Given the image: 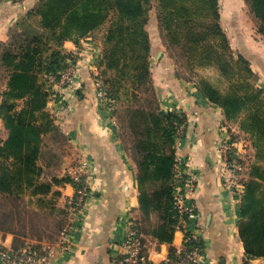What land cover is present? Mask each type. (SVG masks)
Listing matches in <instances>:
<instances>
[{"label":"trees","instance_id":"1","mask_svg":"<svg viewBox=\"0 0 264 264\" xmlns=\"http://www.w3.org/2000/svg\"><path fill=\"white\" fill-rule=\"evenodd\" d=\"M246 2L264 32V0ZM153 8L168 47L175 49L173 56L181 65L192 73L199 67L215 65L230 81L224 90L209 77H202L200 89L223 108L226 118L237 121L243 115L241 127L256 136L258 147L264 149V90L257 86L258 76L248 58L235 55L232 49L221 23L220 0H39L18 20L9 40L0 42V66L9 71L0 106V116L9 130L8 138L0 142L1 197L12 198L17 204L29 188L34 195L50 191L49 182L36 183L35 179L41 171L38 161L43 155L44 135L58 129L44 109L50 78L58 80L68 67L70 56L62 49L66 40L78 42L115 15L107 29L102 60L108 69L116 71L107 82V90L114 97L119 92L128 93L126 81H130L135 86L133 93L151 90L155 95L152 46L146 30ZM30 17L38 21L37 25L27 22ZM19 100L24 101L21 108ZM157 103L154 96L149 108L138 104L128 107L125 123L134 136V144L128 149L137 165L142 221L149 225L151 215L156 214L158 223L151 233L171 242L179 224L173 195L179 183L175 136L188 118L185 112L165 111ZM61 180L72 182L77 189L82 185L71 175ZM15 214L10 211L11 218L0 222V229L11 230L10 220ZM249 228L264 234V225L254 222L241 229L248 256L264 255V236L250 237ZM174 254L171 248L170 256Z\"/></svg>","mask_w":264,"mask_h":264},{"label":"crops","instance_id":"2","mask_svg":"<svg viewBox=\"0 0 264 264\" xmlns=\"http://www.w3.org/2000/svg\"><path fill=\"white\" fill-rule=\"evenodd\" d=\"M38 1H0V41L10 38V30L15 27L19 18ZM152 15L151 10L149 21ZM154 16L157 18L156 13ZM239 34L236 32L229 35L231 43L251 62V67L258 76L257 86L264 90V48L260 47L264 42L251 34ZM86 40H90L86 42L90 46L95 45L93 35L86 37ZM76 43L68 40L65 45L67 49L74 51ZM152 50H157L156 60L151 68L162 108L166 111L183 110L188 118L177 157L183 175L196 176L197 188L194 197L189 200L195 204L194 215L187 219L185 227L178 224L173 240L167 242L151 233L158 223L156 214L151 215L149 225L144 224L139 204L137 165L122 143L112 118L98 112L97 95L96 98L94 95L90 97L92 87L97 93L96 86L80 70L81 74L76 80L81 87L77 89L78 96L73 100L71 127L67 134L79 150V162L85 161L88 165L86 183L89 193L86 202L75 214L71 210L73 219L70 229L67 233L61 231L60 240H54L51 244L48 241L49 235L38 231L31 233L25 225L22 230L12 225L11 230L0 229V251L17 250L33 244L39 250V247L48 250L50 264H113L121 256L122 241L127 228L134 221L143 235L144 250L157 263L172 257L171 248L175 249L174 258L177 250L192 249L193 246L189 247L190 242L186 241V237L194 234L200 239L202 246L199 264H264V255L248 256L241 232L242 227L247 224L257 222L264 225V149L258 147L256 136L244 130L240 121L231 123V131L236 133L238 139L232 141L236 154L235 157L232 156L235 160H232L241 169L242 187L234 186L230 189L225 183L224 157L220 150L222 138L226 137L223 108L200 95L190 86L189 81L180 77L174 65L169 62L170 58L165 56L163 48L152 46ZM3 88H6L5 81L0 85V90ZM1 103L0 94V106ZM8 136L9 130L0 116V142ZM243 141L245 144L241 143ZM44 144L45 140L42 143V149L45 150ZM41 159L38 161L41 171L35 181L49 182L50 191L34 195L29 188L22 200L32 202V206H36L38 211L52 207L50 212H54L56 216V210L66 207L78 189L72 182L61 180L67 168L63 167L60 175L47 174L46 166L52 164L45 165ZM79 167L75 165L68 169L75 181ZM178 187L179 185L175 186L173 195ZM247 231L252 238L256 235L264 236L256 234L251 228ZM64 235L67 237L66 241H62ZM256 250L260 251L258 248ZM0 264H8L1 253Z\"/></svg>","mask_w":264,"mask_h":264},{"label":"rangeland","instance_id":"3","mask_svg":"<svg viewBox=\"0 0 264 264\" xmlns=\"http://www.w3.org/2000/svg\"><path fill=\"white\" fill-rule=\"evenodd\" d=\"M220 9L223 17L221 23L224 30L225 31L227 30L228 36L233 35L236 32H239L240 33L239 35L244 36L251 34L252 36H255L257 40L262 39L261 41L264 42V32L260 30L259 20L251 11L246 0H220ZM152 12L153 15L151 16L150 21H148L146 25V30L149 33L151 46L154 47L159 46V48L164 49L165 56H168L170 58L169 62H171L174 65V68L177 70L178 75L182 77L184 80L189 81L190 86H193L200 95H202L208 100L209 98L206 95H204V93L200 89L201 85L199 80L202 77H209V79L214 84L219 86V88L227 90V88L230 86V81L226 80V77H224L220 73V71L215 65L199 67L195 69L194 73H192V71H189V69H186L185 66L181 65V61L173 56V52L175 51V49H171L170 47H168L167 39L166 37H164V34L162 33V30L159 26V21L154 16L155 13L157 14L156 8H153ZM25 15L26 13L22 15V17ZM114 16L115 15H113L112 18L110 17L101 27L92 31L87 36L81 37L76 43V49H75L76 51L75 50L70 51L69 49L66 48L65 43L68 40H66L63 43L64 45L62 49L66 54H69L70 57L68 58V67L62 72V76L67 72V70L71 71L72 75L74 77L76 76V78L80 76L81 74L80 70L86 73V76H88V78L91 79V81L94 83L93 84L94 87L96 86L97 89V93H95L94 92L95 88L92 87L91 89L92 93H90V97H93L94 95L96 98L97 95L98 97L97 103L99 107L98 112L100 113V115L107 114V117L112 118L113 123L118 128V133L122 140V143L126 147L127 151L130 153L131 150L128 148L129 146L134 144L133 142L134 136L128 130L127 125L125 123L126 114L128 113L127 108L137 104L142 105L144 108H149L150 100H154V96L157 98L158 101L157 104H160L159 105L160 109L163 108L161 106V102L158 96V91L156 90L155 85H154L155 95L154 93H152L151 90L148 92L142 90L141 92H137V94H135L136 91L133 93L132 89H134L135 86L132 85V82L130 81H126L127 84L125 83L126 86L129 88L128 93L117 92L118 94L115 95L114 97V95L108 92L107 89H109L110 85L107 82L108 80H111L112 76L113 77L115 76L116 71L108 69L102 60L104 56V49L106 48L105 37H106L107 29L111 25V21L114 18ZM22 17H20L19 20ZM27 20H28L27 22L34 25H37L38 23V21L32 17L27 18ZM12 29L10 30V32L12 31ZM92 35L95 38L94 41L95 45L91 44L93 47L89 45L90 43L89 44L86 43L87 41H90V40H86V37H91ZM231 46L233 51L235 52V55L241 53L239 49L236 47V45H233L231 43ZM260 47L264 48V45L262 44ZM97 49H99L100 51ZM156 53L157 50H152L151 48V61H150L151 65L154 64V61L156 60ZM151 72L153 78L152 68H151ZM8 73L9 71L6 70L5 67L0 66V85L2 86L4 84V81L6 82V88L0 90L2 100L4 98V91L7 89ZM76 78H75V82L67 81L66 83L64 82L61 83V77L58 80H55L54 78H50L52 84L48 83L47 86L48 88H50L49 89L50 92L47 100V105L44 110L48 114H50L51 120L53 121L54 125L57 126L58 128L55 130H53L54 129L53 128L48 133H46V135H44L46 147L44 150V155H42L43 159H41L42 160L41 162H43L45 165L47 163L52 164L51 166H46L47 168L45 173L47 174L49 173V174L60 175L62 172L61 170L63 169V167H65L67 168L65 175H63L65 177L70 175V172H68L69 171L68 169L70 167L72 166L74 167L75 165L79 167L81 164V162H79V158H80V155H78L79 150L77 149L76 145L73 142H71L69 138V134H67L69 127H71L70 126L71 107L73 106L74 103L73 100H75L74 98L78 96L77 89L81 87V85L77 83ZM40 79L41 81H43L42 77ZM153 84H154V80H153ZM123 88L124 86L122 87V89ZM23 104H24L23 100L18 101L19 108H21ZM154 104H155L154 108L155 107L157 108L156 103ZM157 110L159 109L157 108ZM178 111L184 112L183 110H178ZM242 117L238 119V122L243 121L241 119ZM232 122L233 121L226 118L225 116V123L223 124V126H225L226 137L224 139L222 138L223 141H222V145L220 146V150L221 152H223V149H225L224 147L226 145V153L229 161L232 160L233 158L232 156L235 157L236 155L235 144H233L232 141H238V139H236L237 136L236 133L231 131ZM179 127L180 129L182 128L183 131V126L181 125ZM241 143L245 144L244 141ZM180 148H181V144H180ZM233 159L235 160V158ZM87 170L88 169L85 168V170L82 171L84 172L83 173L84 179L87 178L86 177ZM179 170L180 169L176 171V174ZM176 178L179 180L178 181L179 183L177 185H180L181 181L184 180L183 177H176ZM81 184H83V182ZM78 196H80V194H78ZM16 203L17 204H15V201H13L12 198L5 199L0 196V213L2 212V214H0V222H2L5 219L11 218L10 215L8 216V213L13 208V211L15 210L16 212L15 214L16 219L15 221L10 220L11 226L13 225L14 227L16 228L18 227L20 230H22V226L25 225L27 226V228H29L31 233L38 231L39 233H44L46 235H49L50 238L48 241L51 244L52 241L54 242V240L55 242L56 240H60L62 236L61 231L68 232V230L70 229L71 219H73L72 218L73 215L70 209V205H71L70 203H68L66 207H63L62 210L61 209L56 210L57 212L56 216L54 215V212H50V210H52V207L48 208V210L45 211H38L37 209H35L36 206L33 207L32 206L33 203L28 201L27 199L16 201ZM80 207H83V205L79 206V208ZM1 225L2 224H0V228ZM39 248L43 250V248L41 247Z\"/></svg>","mask_w":264,"mask_h":264},{"label":"built area","instance_id":"4","mask_svg":"<svg viewBox=\"0 0 264 264\" xmlns=\"http://www.w3.org/2000/svg\"><path fill=\"white\" fill-rule=\"evenodd\" d=\"M75 78L72 75V72L67 70L63 76L61 75V83H66L67 81L75 82ZM183 126L182 128L177 130L176 133V142L175 149L178 151L180 149V144L183 139V134L185 130V125L180 124L179 126ZM179 140V141H178ZM223 149V168L225 170V183L226 185L232 189L234 186H241V173L240 168L236 166V162L234 160H228L226 153V145ZM176 170L179 169V158L177 159ZM88 168L87 162L83 161L80 164V171L76 174L75 179L78 182H83L80 188L77 191V195L69 200L70 209L75 212L80 210L82 206L85 204L88 193L89 186L86 183V179L83 177L82 171ZM177 177H183V184H180L178 190L174 193V203L176 209L179 214V224L185 227V223L187 219L194 215L195 204L193 202H189L194 197L196 188H197V178L194 175H186L179 170L176 174ZM242 187V186H241ZM80 194V196H78ZM73 212V214H75ZM69 231V230H68ZM67 233V232H65ZM67 237L64 235L62 241H66ZM186 241L192 243L193 248L187 250H177L176 257H168L164 261L157 263L150 258V256L144 250L145 243L143 240V235L140 232L137 224L133 221L130 223L127 228V232L124 240L122 241L123 251L121 256L114 260L113 264H199V255L202 251V246L200 244V239L194 235H188L186 237ZM4 261L8 264H50V254L48 250L43 249L39 250L33 244L26 245L21 249H1L0 251Z\"/></svg>","mask_w":264,"mask_h":264}]
</instances>
